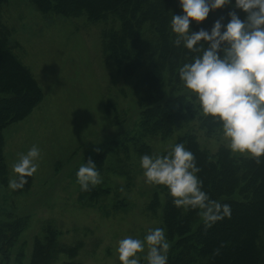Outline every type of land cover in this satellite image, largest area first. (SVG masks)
Returning <instances> with one entry per match:
<instances>
[{"label": "trees", "instance_id": "obj_1", "mask_svg": "<svg viewBox=\"0 0 264 264\" xmlns=\"http://www.w3.org/2000/svg\"><path fill=\"white\" fill-rule=\"evenodd\" d=\"M30 1L43 14L84 16L99 26L102 54L113 66L110 82L114 87L120 83L126 86L135 99V121L129 124L125 111L121 114L127 118L110 117L111 124L123 128L83 163L90 158L100 174L112 170L116 175H126L125 184L130 186L131 168L140 169L138 159L144 154L153 156L155 143L174 136V145L183 143L193 153L200 169L197 175L209 198L230 206V216L206 227L198 209L177 208L168 189L154 185L146 206L152 213L160 212V227L169 243L167 264H264V156L258 164L249 155L231 152L228 146L212 150L201 141L203 137H220L222 129L212 116L202 113L195 93L179 78V68L199 55L174 43L170 22L173 13L182 12L179 0ZM7 2L0 0V185H6L8 177L4 128L11 121L25 118L43 96L42 88L14 52L11 33L4 32L1 15ZM230 10L233 5L210 10L204 21H192L191 30H210L220 17L227 23ZM234 10L242 20L246 17L244 11ZM110 109L117 110L108 102V113ZM161 151L158 155L171 150ZM112 185L107 180L88 191L79 187V197L84 202H101L111 194ZM126 205L125 198L113 199L111 209ZM7 216L8 221L0 220V252L5 258L26 222L14 213ZM46 230L33 245L30 264H51L56 259L57 231L51 225Z\"/></svg>", "mask_w": 264, "mask_h": 264}, {"label": "rangeland", "instance_id": "obj_2", "mask_svg": "<svg viewBox=\"0 0 264 264\" xmlns=\"http://www.w3.org/2000/svg\"><path fill=\"white\" fill-rule=\"evenodd\" d=\"M1 20L6 25L4 32L11 33L14 52L43 96L25 118L4 128L8 177L7 184L0 185V220L6 222L7 214L14 213L26 222L9 257L0 252V264H30L33 245L45 236L48 225L57 231L59 244L51 264H121L116 250L120 239H143L149 229L160 227V212L152 213L146 206L154 184L145 182L140 166L131 168L130 186L125 184L126 175L108 170L100 177L101 183L109 180L113 184L111 194L90 203L79 197L76 172L84 158L123 128L111 124L110 117L127 118L121 114L125 111L128 123L135 121V99L126 86L111 84L113 66L102 54L101 31L84 16L43 14L30 0H8ZM108 102L117 110L108 113ZM201 141L212 150L228 144L223 134ZM174 142L172 136L155 143L153 156L171 150ZM34 145L40 150L37 171L23 189H9V180L16 175L12 166ZM122 198L127 205L112 210L113 199ZM146 253L147 246L138 253L141 264H146Z\"/></svg>", "mask_w": 264, "mask_h": 264}, {"label": "clouds", "instance_id": "obj_3", "mask_svg": "<svg viewBox=\"0 0 264 264\" xmlns=\"http://www.w3.org/2000/svg\"><path fill=\"white\" fill-rule=\"evenodd\" d=\"M182 12L173 13L171 30L174 43L199 53L192 62L179 68L184 87L195 93L200 110L219 122L227 146L233 153L247 154L261 163L264 156V0H179ZM233 5L224 17L213 22L211 29L191 30L192 21H204L210 10ZM234 9L246 13L242 20ZM40 150L34 145L19 155L12 166L15 177L9 189H23L37 171ZM145 182L163 185L177 208L198 209L206 227L231 215L230 206L213 201L203 190L200 171L193 153L177 143L164 155L140 157ZM81 191L101 183L92 159L76 172ZM147 253L146 264H167V242L161 227L149 229L143 239L127 236L118 241L121 264H141L138 253Z\"/></svg>", "mask_w": 264, "mask_h": 264}]
</instances>
